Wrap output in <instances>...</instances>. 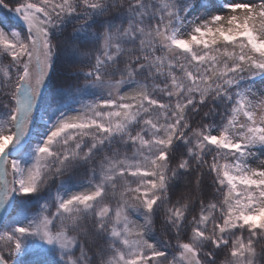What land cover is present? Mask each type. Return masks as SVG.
Returning a JSON list of instances; mask_svg holds the SVG:
<instances>
[{"label": "snow or ice", "instance_id": "6c2138e0", "mask_svg": "<svg viewBox=\"0 0 264 264\" xmlns=\"http://www.w3.org/2000/svg\"><path fill=\"white\" fill-rule=\"evenodd\" d=\"M260 155L264 0H0V264H264Z\"/></svg>", "mask_w": 264, "mask_h": 264}, {"label": "trees", "instance_id": "16d2710c", "mask_svg": "<svg viewBox=\"0 0 264 264\" xmlns=\"http://www.w3.org/2000/svg\"><path fill=\"white\" fill-rule=\"evenodd\" d=\"M260 159L264 160V155H260ZM252 163H253V166L256 165L255 161H252ZM57 185H58V181H56V180L50 181L48 187L45 188L43 195L45 197H47L48 194H49V191L54 193L56 191ZM0 225H2V222H0ZM159 234H160V232H159V221H157V232H156V235L159 236Z\"/></svg>", "mask_w": 264, "mask_h": 264}, {"label": "rangeland", "instance_id": "374dc122", "mask_svg": "<svg viewBox=\"0 0 264 264\" xmlns=\"http://www.w3.org/2000/svg\"><path fill=\"white\" fill-rule=\"evenodd\" d=\"M244 2L258 3L259 0H244Z\"/></svg>", "mask_w": 264, "mask_h": 264}]
</instances>
